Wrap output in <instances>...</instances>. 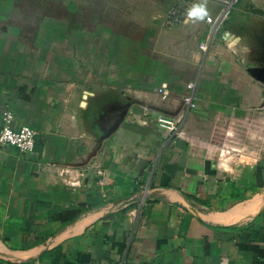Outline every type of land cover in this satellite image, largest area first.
Segmentation results:
<instances>
[{
    "label": "crops",
    "instance_id": "obj_1",
    "mask_svg": "<svg viewBox=\"0 0 264 264\" xmlns=\"http://www.w3.org/2000/svg\"><path fill=\"white\" fill-rule=\"evenodd\" d=\"M180 1L0 0V264H264V0Z\"/></svg>",
    "mask_w": 264,
    "mask_h": 264
},
{
    "label": "built area",
    "instance_id": "obj_2",
    "mask_svg": "<svg viewBox=\"0 0 264 264\" xmlns=\"http://www.w3.org/2000/svg\"><path fill=\"white\" fill-rule=\"evenodd\" d=\"M209 0H181L169 11V22L172 25L181 24L186 17V11L199 2H206ZM239 0H222L220 2V12L216 19L207 18L206 22L211 27V34L217 32L222 25L229 19L230 14ZM209 48L208 42L200 45V49L206 52ZM163 99L169 97V92L166 89H160ZM186 105L187 115L189 112L197 109L196 99V84L191 82L187 86V94L183 97ZM14 115L10 112H5L1 119L0 130V147H11L17 149L21 153L32 152L35 145L36 132L29 127L23 126L17 128L14 125ZM158 126L165 130L171 141L183 138L184 133L182 129V121L177 118L161 117L158 120Z\"/></svg>",
    "mask_w": 264,
    "mask_h": 264
},
{
    "label": "clouds",
    "instance_id": "obj_3",
    "mask_svg": "<svg viewBox=\"0 0 264 264\" xmlns=\"http://www.w3.org/2000/svg\"><path fill=\"white\" fill-rule=\"evenodd\" d=\"M207 14V10L203 4L196 6L193 10L188 12L189 17H197L199 19H203Z\"/></svg>",
    "mask_w": 264,
    "mask_h": 264
},
{
    "label": "trees",
    "instance_id": "obj_4",
    "mask_svg": "<svg viewBox=\"0 0 264 264\" xmlns=\"http://www.w3.org/2000/svg\"><path fill=\"white\" fill-rule=\"evenodd\" d=\"M83 211H84V208H80L77 214L79 215V214L82 213Z\"/></svg>",
    "mask_w": 264,
    "mask_h": 264
}]
</instances>
